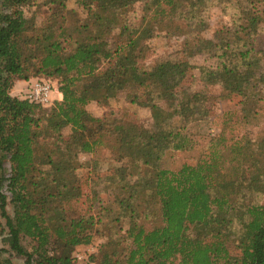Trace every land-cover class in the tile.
<instances>
[{
  "label": "trees",
  "instance_id": "obj_1",
  "mask_svg": "<svg viewBox=\"0 0 264 264\" xmlns=\"http://www.w3.org/2000/svg\"><path fill=\"white\" fill-rule=\"evenodd\" d=\"M49 1L63 7L60 0ZM80 1L84 23L66 28L71 12L52 9L37 27L34 16H27L32 0H0V217L8 251L24 264H264V204L252 202L264 196V141L233 140L225 148L220 136L195 165L184 164L177 172L162 169L166 151L189 149L183 131L207 119L211 97L180 91L185 63L149 70L137 65L152 23L171 20L182 2L195 10L209 0H97L96 7ZM136 4L142 16L134 24L127 12ZM242 7L235 22L240 45L215 48L218 65L201 69L200 82L232 94L238 117L245 120L252 116L246 108L261 81L255 67L262 57L257 45L264 0H244ZM232 57L240 61L238 67L227 64ZM37 76L57 80L61 100L49 110L11 95L18 82ZM124 93L130 104L150 109V129L91 114V103ZM105 145L118 164L102 177L119 192L112 221L119 224L124 217L128 228L124 240L109 238L77 262L73 255L89 244L95 220L71 218L67 207L87 200L102 205L99 178L85 187L78 156ZM140 201L157 204L160 225L146 230L138 224L147 217L142 212L138 220L133 204ZM26 239L30 251L22 245ZM4 253L0 250V264H12Z\"/></svg>",
  "mask_w": 264,
  "mask_h": 264
},
{
  "label": "rangeland",
  "instance_id": "obj_2",
  "mask_svg": "<svg viewBox=\"0 0 264 264\" xmlns=\"http://www.w3.org/2000/svg\"><path fill=\"white\" fill-rule=\"evenodd\" d=\"M60 1L63 7L58 5V3H50L49 0H32L33 5L26 9L27 16L33 15L36 20V26L39 27L51 15L52 9L57 12L63 9L66 12H71L66 18V28H72L76 23H84L86 11L80 5V0ZM89 1L93 7L98 5L97 0ZM243 5L244 0H209L202 7L194 10L189 9L186 2H182L175 9V15H173L171 20H157L158 22L152 23L150 25V38L144 39L141 42L145 50L139 55L137 62L139 67L149 70L164 63H185L188 65V70L185 79L179 87L180 91L188 93L205 92L211 97L209 103H207L209 107L207 119L200 123L189 124L185 128V131H183L189 142V149L184 151H166L162 156L160 167L166 171L177 172L184 164L195 165L200 158L208 154L213 145L212 143H215L214 141L220 136H222L220 142L225 148L233 140L249 139L251 141H264V28L263 36L259 39L257 45L262 52V57L257 58V67H255V71L257 72L255 77L261 81L258 88H254L253 90L255 99L246 108L252 116H249L245 120L238 117V100L232 94L229 95L227 92H224L219 86L204 87L200 82L201 69L214 70L218 65L215 48L225 44L233 46L234 43H238L237 45H240L235 35V28L238 26V23L235 22L238 20ZM141 9L142 6L136 4L130 7L127 12L130 20L133 17L135 18L134 24L142 16ZM262 24L264 25V19ZM209 47L212 48L210 51H207ZM227 64L235 68L240 65V61L232 57L229 58ZM40 80L49 83L58 91L56 79L37 76V78H30L27 82H18L21 88L14 94L23 100L25 91L29 85L32 82ZM128 90L127 92H130L131 88ZM128 94H120L103 104L91 103V114L97 115L99 118L104 115H110L113 118H121L137 127L150 129L153 124L150 109L130 104L128 99H126ZM60 100L61 94L57 95L53 92L50 104L44 106L43 109L49 110L55 102ZM173 126H180V123L174 121ZM64 134H67V131ZM225 148L220 147V150L222 151V155L226 156L228 151ZM114 155L115 152L108 145H105L100 147L93 155L82 154L78 156V162L83 166L81 171L83 173L81 175L83 179L87 177L85 187L92 182L98 181L100 184L97 190L99 193L98 198L102 202L100 206L87 200L77 204H70L67 207L68 215L71 218L91 217L92 220H95L90 233L91 240L89 244L78 247L79 252H83L86 257L88 256V247H91L93 251L100 250L109 238L117 239V237H120L124 240L125 232L128 228V221L124 217L121 218L119 224L113 223L112 220L117 215V208L112 204L119 192L115 187H107L108 183L102 179L109 167L118 165L114 162ZM95 176L99 178L97 181ZM88 179L91 180L88 182ZM147 197L146 193L144 198L146 199ZM252 202L259 205L264 204V196H254ZM146 205L142 201L138 203L134 202L133 204L138 220H141L143 216L141 215L142 212H145L147 216L145 217L146 221L138 222V224L140 223L143 225V228L150 230L152 227L160 225L158 206L151 203ZM108 208L111 209V213H104ZM6 211L8 215L12 214L10 206H7ZM238 228L236 225V230ZM188 235L192 236L193 231H189ZM22 245L26 250H31L32 243L29 240H24ZM0 250L5 251L3 257L7 258L12 264H24L23 258L8 251L6 228L1 217ZM177 263L178 261L173 262V264Z\"/></svg>",
  "mask_w": 264,
  "mask_h": 264
},
{
  "label": "built area",
  "instance_id": "obj_3",
  "mask_svg": "<svg viewBox=\"0 0 264 264\" xmlns=\"http://www.w3.org/2000/svg\"><path fill=\"white\" fill-rule=\"evenodd\" d=\"M55 92L57 95L60 93L57 91L56 88L52 87L49 83L45 81H35L32 82L29 87L26 89L24 94V100L32 102L34 104H39L41 106H47L51 102V94ZM87 253L90 255L93 253V249L91 247L87 248ZM74 259L77 262H81L86 259L83 252H75L73 255Z\"/></svg>",
  "mask_w": 264,
  "mask_h": 264
},
{
  "label": "crops",
  "instance_id": "obj_4",
  "mask_svg": "<svg viewBox=\"0 0 264 264\" xmlns=\"http://www.w3.org/2000/svg\"><path fill=\"white\" fill-rule=\"evenodd\" d=\"M21 88V86L17 83L15 87L11 90V95L16 96L14 93L18 92V89ZM17 97V96H16ZM59 99V98H58Z\"/></svg>",
  "mask_w": 264,
  "mask_h": 264
}]
</instances>
